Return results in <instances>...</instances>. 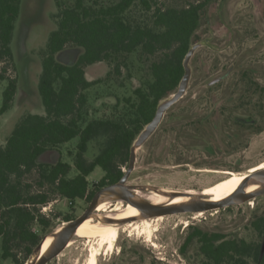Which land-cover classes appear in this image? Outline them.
<instances>
[{"label":"rangeland","instance_id":"374dc122","mask_svg":"<svg viewBox=\"0 0 264 264\" xmlns=\"http://www.w3.org/2000/svg\"><path fill=\"white\" fill-rule=\"evenodd\" d=\"M190 1L196 0H159V5L182 7ZM57 12L55 0L21 2L11 43L13 60L0 63V110L9 79L16 78L18 85L12 106L0 113V146L5 144L21 116L38 112L41 107L44 110L38 90L41 53L46 49L51 31L57 27ZM129 16L132 20L152 24V12H145L139 6H134ZM197 42L204 44L191 59L189 89L168 110L151 138L138 149L135 169L128 181L132 185L151 184L200 192L228 174L221 177L215 171L199 169L245 172L264 161V96L260 90L264 87V0H217L210 4L203 12ZM67 49L80 51L72 46ZM73 56L72 52H67L64 57L60 55V60L68 63L74 60ZM157 58L128 55L122 61L120 73L115 70V64L105 61L86 67V77L99 81L86 91V121L117 117L126 104L125 98L133 99L134 89L151 77V63ZM223 75L227 76L222 81L210 85ZM250 120L252 122H245ZM78 142L76 137L40 161L51 164L60 159L70 163L69 176L72 177L77 173ZM101 144L100 139L89 143L85 153L88 161L100 152ZM126 169L127 165L123 166V170ZM103 176V169L97 167L88 177L89 189L96 188ZM37 180L38 174L33 172L26 175L24 183L37 192L40 189ZM49 204L50 227L33 224L41 238L61 227L66 215L73 219L79 217L90 200L72 202L53 194ZM195 215L179 213L153 219L151 240L139 235V230L123 228L115 250L109 252L105 247L100 248L97 264H205L204 257L198 253L197 241L183 250L193 227L220 232L227 238L263 242L252 221L264 215V195L244 204ZM72 241L47 264H86L90 243L97 240L85 237ZM29 256L21 248L18 261L2 259L0 239V264H25Z\"/></svg>","mask_w":264,"mask_h":264},{"label":"trees","instance_id":"16d2710c","mask_svg":"<svg viewBox=\"0 0 264 264\" xmlns=\"http://www.w3.org/2000/svg\"><path fill=\"white\" fill-rule=\"evenodd\" d=\"M183 1V0H180ZM217 0L190 1L182 7H162L159 0H55L57 27L51 31L42 51V73L38 83L45 114L26 113L0 146V239L1 258L18 261V250L27 257L40 242L33 229L38 223L49 228L51 220L41 213L51 195L59 194L72 202L92 200L100 188L119 181L128 167L130 148L142 129L153 119L158 103L175 92L184 74L183 61L197 38L206 7ZM22 0H0V63L13 60L11 43ZM139 6L152 12V24L132 20L130 10ZM68 46L80 50L74 64L56 57ZM131 54L158 56L151 63V77L134 89V98L117 117L86 121V91L99 81L86 78L85 68L98 62L115 64L120 73L122 61ZM2 78H4L1 75ZM261 92L264 96V87ZM17 80L9 79L0 113L12 106ZM247 123L252 122L245 121ZM78 137L76 175L70 177V163L40 161L48 150ZM102 140L100 152L92 161L85 153L93 140ZM101 167L104 176L89 189L88 177ZM37 172V192L24 183L26 175ZM48 187V189H45ZM43 189V190H42ZM66 215L64 221H71ZM264 241V215L252 221ZM194 241L205 264H264L262 244L246 239L227 238L220 232L193 227L183 250ZM252 260V261H250Z\"/></svg>","mask_w":264,"mask_h":264},{"label":"water","instance_id":"95a60500","mask_svg":"<svg viewBox=\"0 0 264 264\" xmlns=\"http://www.w3.org/2000/svg\"><path fill=\"white\" fill-rule=\"evenodd\" d=\"M203 42L194 43L188 50L184 61V74L175 92L163 98L157 105L153 119L142 129L133 145L130 148L129 163L123 177L112 184L100 188L94 194L89 206L77 218L65 222L61 227L45 234L40 242L35 246L25 264H47L57 257L73 239L79 238L76 235L77 229L83 222L93 219L100 224H113L123 226L131 221L150 219L158 216L172 215L179 213H198L214 211L231 205L244 204L252 199L264 195V169L249 173L240 189L231 196L214 199L213 197L200 192H190L188 190H178L161 187L157 185H132L129 178L135 169L137 161V151L156 132L162 123L166 113L187 93L192 78L191 59L197 49L203 46ZM227 75L215 78L210 85L222 81ZM152 195L150 199L137 193ZM123 201L132 204L137 213L125 218L109 217L107 213H99L97 208L105 202ZM50 240V244L43 251L44 243ZM264 254V241L261 248V256Z\"/></svg>","mask_w":264,"mask_h":264},{"label":"bare ground","instance_id":"6f19581e","mask_svg":"<svg viewBox=\"0 0 264 264\" xmlns=\"http://www.w3.org/2000/svg\"><path fill=\"white\" fill-rule=\"evenodd\" d=\"M264 169V162L258 164L251 170L245 172L233 173L231 175L225 176L219 181L208 185L202 189V193L213 197L214 199H222L236 193L245 179L250 175L249 173H254L255 171ZM190 192H196V190H188ZM137 193L154 199L152 195L143 194L137 190ZM97 211L99 213H107L109 217L115 218H125L137 213V209L132 204H126L123 201H117L115 203L105 202L98 206ZM116 213V214H115ZM197 216L205 214V212L195 213ZM195 215V216H196ZM201 217V216H200ZM155 218L162 219L164 216H158ZM142 219L138 221H131L123 226H116L113 224H100L93 219H88L77 229L76 235L79 238H91L96 239L95 243H90L89 252L86 260V264H97L100 257V248L105 247L110 251L115 250L117 240L123 228L136 229L139 230V235H145L149 240L153 237L152 222L153 219ZM131 231V230H130ZM141 238V237H140ZM146 238V239H147ZM145 240V239H144ZM95 241V240H94ZM73 241H70L68 246H70ZM50 244V240H47L43 245V251L47 249Z\"/></svg>","mask_w":264,"mask_h":264},{"label":"flooded vegetation","instance_id":"af4514ba","mask_svg":"<svg viewBox=\"0 0 264 264\" xmlns=\"http://www.w3.org/2000/svg\"><path fill=\"white\" fill-rule=\"evenodd\" d=\"M56 4V3H55ZM18 18H19V16H18ZM17 18V19H18ZM67 52H72V54L74 55L73 57H74V60H72L71 62H68V63H66V64H74L76 61H77V58H78V56H79V54H80V51H75V50H71V49H65V51H63V52H61V53H58L57 55H56V57H57V59L59 60V61H61L60 59V55H63V57L65 56V53H67ZM65 63V62H64ZM42 73V72H41ZM85 75H86V71H85ZM40 76H41V74H40ZM87 78V77H86ZM40 79V78H39ZM88 79V78H87ZM89 80V79H88ZM90 81H93V80H90ZM17 90H18V85H17ZM16 93H17V91H16ZM16 95V94H15ZM21 95H25V94H21ZM26 96V95H25ZM15 98V97H14ZM28 99V97L26 96V100ZM44 111H45V109H44ZM54 149H51V150H48V151H46L45 153H43L42 155H41V157H40V159L41 158H46V155L47 154H49L51 151H53ZM60 161V159L59 160H56V161H52V162H50L51 164H57L58 162ZM264 162V161H263ZM49 163V162H48ZM262 163V162H261ZM260 164V163H259ZM257 165H255V166H253V167H251V168H249L248 170H251V169H253L254 167H256ZM200 171H205V172H213V171H215V172H217V173H219V174H221V177H224L226 174H228V175H231V174H233V173H240V172H236V171H234V172H232L233 170H214V169H209V168H205V169H199ZM227 175V176H228Z\"/></svg>","mask_w":264,"mask_h":264},{"label":"built area","instance_id":"2783aa9c","mask_svg":"<svg viewBox=\"0 0 264 264\" xmlns=\"http://www.w3.org/2000/svg\"><path fill=\"white\" fill-rule=\"evenodd\" d=\"M51 204H45V205H42L41 207V213H43L44 215H46L47 217H49V214L47 213V210H48V207L50 206Z\"/></svg>","mask_w":264,"mask_h":264},{"label":"crops","instance_id":"0c3cea01","mask_svg":"<svg viewBox=\"0 0 264 264\" xmlns=\"http://www.w3.org/2000/svg\"><path fill=\"white\" fill-rule=\"evenodd\" d=\"M41 110V111H40ZM38 112H31V113H33V114H40V115H44L45 114V111L43 110V108L41 107V109H40Z\"/></svg>","mask_w":264,"mask_h":264}]
</instances>
